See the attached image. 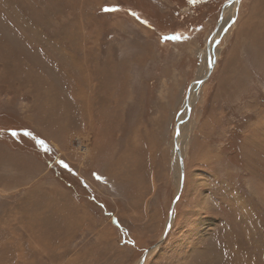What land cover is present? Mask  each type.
Listing matches in <instances>:
<instances>
[{
    "label": "rangeland",
    "instance_id": "rangeland-1",
    "mask_svg": "<svg viewBox=\"0 0 264 264\" xmlns=\"http://www.w3.org/2000/svg\"><path fill=\"white\" fill-rule=\"evenodd\" d=\"M231 1L0 0V264H264V0Z\"/></svg>",
    "mask_w": 264,
    "mask_h": 264
},
{
    "label": "bare ground",
    "instance_id": "bare-ground-1",
    "mask_svg": "<svg viewBox=\"0 0 264 264\" xmlns=\"http://www.w3.org/2000/svg\"><path fill=\"white\" fill-rule=\"evenodd\" d=\"M240 3H241V1L240 0H234L233 2L231 1L230 3H228V6H227V8H226V10H230V11H235L236 10V8H237V5H240ZM228 28V26L226 27V29ZM225 29V30H226ZM219 31V30H218ZM218 31H217V33H218ZM210 46H212V45H210ZM216 53V52H215ZM216 55V54H215ZM210 57H211V62H210V64H209V68L210 67H212L213 69H214V61H213V50H211L210 49ZM205 59L207 60V52H206V55H205ZM212 69V70H213ZM209 72V71H208ZM207 73V72H206ZM212 73H213V71H212ZM208 74V73H207ZM207 76V75H206ZM206 76H205V78H206ZM204 78V79H205ZM204 79L202 80V81H200V83H199V85L198 84H195V86L193 87V86H191V89L189 90V98H187V99H189L188 100V104H187V106H191L190 105V100H191V98H192V95H194L196 92H197V87H196V85L197 86H200V85H202L203 83H204ZM193 87V88H192ZM190 92L192 93V95L190 94ZM193 99V98H192ZM187 120H188V116H187ZM176 145L177 146H179V147H181L180 145H181V142H180V140H179V136H178V138H177V141H176ZM176 151H177V149H176ZM179 151H180V149H179ZM177 156H178V159L180 160V158L179 157H181L182 158V160H183V166H184V174H185V161H184V159H185V156H184V153H183V151H182V153H181V151H180V153L177 151ZM184 178H185V175H184ZM175 211V210H174ZM173 211V213H172V217H171V219L169 218V222L167 223V225L169 224V223H171V227H172V223H173V219H174V212ZM167 228V227H166ZM149 252H151V251H148V253H147V255H149ZM146 255V256H147ZM146 258V257H145ZM145 258H144V260H143V264L145 263Z\"/></svg>",
    "mask_w": 264,
    "mask_h": 264
},
{
    "label": "water",
    "instance_id": "water-1",
    "mask_svg": "<svg viewBox=\"0 0 264 264\" xmlns=\"http://www.w3.org/2000/svg\"><path fill=\"white\" fill-rule=\"evenodd\" d=\"M234 0H232V2H233ZM238 1V0H237ZM241 1V0H240ZM234 22L233 21H231L229 24H228V28L233 24ZM227 28V29H228ZM227 29L226 30H224V32H223V34L227 31ZM222 34V35H223ZM211 40V39H210ZM208 41V44H207V48H208V54H209V61L210 60H212L211 59V57H210V45H211V41ZM215 43H217V40L215 41ZM210 63V62H209ZM213 68L212 67H210L209 68V73H208V75H207V77L204 79V82L207 80V78L211 75V73H212V70ZM200 82H194L193 83V85H195V84H199ZM192 85V86H193ZM188 96H189V92H188ZM187 96V98H189ZM188 100V99H187ZM182 123H177L176 124V137H175V139H177L178 138V136H179V126L181 125ZM176 149H177V151L180 153V151H179V146H177L176 145ZM180 158V166H181V186H183V184H184V166H183V160H182V158L181 157H179ZM182 188V187H181ZM178 198H179V196L176 198V200H175V203L177 202V200H178ZM175 207V206H174ZM174 207H172V210H171V215H170V219H171V217H172V213H173V211H174ZM170 229H171V223H169L168 225H167V228H166V231H165V235L163 236V239L159 242V244H157L155 247L157 248L159 245H161V243H163L164 242V239H165V237L167 236V234L169 233V231H170ZM143 260H144V258L142 259V261H141V264H143Z\"/></svg>",
    "mask_w": 264,
    "mask_h": 264
},
{
    "label": "snow or ice",
    "instance_id": "snow-or-ice-1",
    "mask_svg": "<svg viewBox=\"0 0 264 264\" xmlns=\"http://www.w3.org/2000/svg\"><path fill=\"white\" fill-rule=\"evenodd\" d=\"M106 12L108 11H113V9H105ZM133 15H135V13H133ZM165 40H177L179 39V37L176 36H171V37H165ZM15 135V134H14ZM40 144L43 145V141H40Z\"/></svg>",
    "mask_w": 264,
    "mask_h": 264
}]
</instances>
